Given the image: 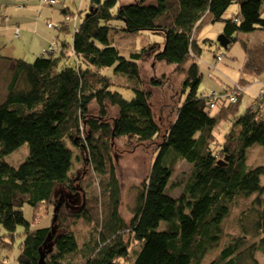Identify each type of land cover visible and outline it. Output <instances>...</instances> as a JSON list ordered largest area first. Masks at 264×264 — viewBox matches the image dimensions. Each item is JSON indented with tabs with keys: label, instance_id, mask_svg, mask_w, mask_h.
I'll use <instances>...</instances> for the list:
<instances>
[{
	"label": "trees",
	"instance_id": "16d2710c",
	"mask_svg": "<svg viewBox=\"0 0 264 264\" xmlns=\"http://www.w3.org/2000/svg\"><path fill=\"white\" fill-rule=\"evenodd\" d=\"M117 1L88 0L79 24L76 13L62 10L60 28L72 35L71 41L56 36L57 42L31 62L0 48V227L6 237L0 236V250H11L21 235L19 264H37L40 250L48 264H75L71 254L78 245L69 226L83 217L95 227L84 244L81 264H259L255 251H264V182L260 180L264 169H247L245 149L264 145V105L242 111L239 93L235 102L220 100L211 107V90L222 88L199 91L203 74L196 31L208 15L212 22L223 20L221 32L230 39L224 48L228 49L240 42L237 32L264 30V0H133L119 5L113 14ZM236 1L239 14L224 19V12ZM38 2L56 4V0ZM116 18L123 22L121 29L111 25ZM47 26L52 27L49 22ZM112 30L150 31L163 39L127 54L113 42ZM256 43L242 44L237 68L246 77L239 76L241 83L264 82V44ZM147 50L154 59L174 65L181 78L184 95L165 132L159 131L151 106L155 87L144 84L140 74L139 59ZM224 56L216 52L213 61L205 60L218 80L226 74L219 68ZM108 69L112 74L105 72ZM118 76L125 82H117ZM155 79L151 78L153 84ZM122 87L132 90L131 98L118 90ZM228 120L231 124L221 132ZM221 134V139L216 137ZM123 136L148 148L157 145L129 221L119 212L120 183L112 150L114 141ZM216 139L218 150L212 147ZM23 144H28L23 162L14 167L5 161ZM220 159L225 164H218ZM179 160L189 163L190 170L182 184L170 187L181 186L174 197L167 187ZM80 162L98 175L100 193H83L84 202L76 210L62 202L51 222L52 203L60 200L61 193H72V173ZM252 193L255 197L247 208L252 227L227 234L231 237L223 243L221 218L238 196ZM40 203L49 206L51 217L44 226L33 222ZM25 204L31 207V220L24 216ZM18 226L23 234L17 233ZM254 235L256 239L247 242ZM213 248L217 253L207 259Z\"/></svg>",
	"mask_w": 264,
	"mask_h": 264
},
{
	"label": "rangeland",
	"instance_id": "374dc122",
	"mask_svg": "<svg viewBox=\"0 0 264 264\" xmlns=\"http://www.w3.org/2000/svg\"><path fill=\"white\" fill-rule=\"evenodd\" d=\"M58 4L54 6H49L45 4H40L38 8L37 5L34 6L30 11H24V21L27 22L28 25L23 24V26H29L31 24L32 29L34 30H42L43 27H47L48 29L58 33L59 39H66L67 41H71L72 35L70 33H65L60 28V23L62 21V7L68 5L67 10L76 13L78 15V22L81 21L82 17L85 14V9L87 8L88 0H56ZM133 2V0H118L116 6L112 9V13H117V8L119 5L128 4ZM82 3L85 4L84 8L82 9ZM14 4H18L17 1ZM15 9V6L11 10ZM239 14V3L236 1L232 3L228 9L223 14V18L227 19L231 16H237ZM207 16V15H204ZM262 16H264V11H262ZM210 16L204 20L203 25H200L197 33V44L201 49L200 55V72L203 74V78L201 84L199 85V91H208L210 88L220 90L218 86L215 87L214 82L218 80L214 77L213 71L205 65V60L213 61V54L222 52L225 56L223 61L219 66L220 69L223 70L226 75L221 74L220 81L221 84H226V89L222 88L221 91L216 92L219 93H226L227 91L236 90L235 83L240 85L242 88L245 87L244 93H241V101L240 106L243 108L244 111L246 108L251 107V105L255 102V93L256 91H251L249 87L253 86L252 82L241 83L238 80H234L231 76L237 79V76H244L245 74H237L235 67H233L230 62L234 65L239 64L242 61L243 57V45L247 44L249 46H254L257 44V40H261L262 44H264V30L262 29H255L251 32H237L236 36L239 39V43L234 45H230L228 49H224L219 47L217 43V36L222 33L221 29L224 25L223 20L217 21H210ZM66 21V18L65 20ZM202 21V18L200 19ZM47 22H49L52 27L47 26ZM122 21L119 19H112L111 25L116 29H121ZM200 23V22H199ZM198 23V24H199ZM72 26V21L68 22V29L70 30ZM45 30V29H44ZM116 36H111L113 42L116 43L121 51L126 52L129 50H137L142 51L143 48L146 46L153 45L159 38L160 41L163 39V36L160 34H155L150 31H134V32H127L125 30H112ZM14 43H7V46L12 47L15 49L16 58H24L31 62L33 59L34 54L38 55L42 53V48L44 46H48V42H57L53 39L52 35L43 32L41 35L39 34H30L28 41L25 45H21L20 41L21 38H17L13 40ZM149 44V45H148ZM162 44V43H161ZM161 44L159 47H161ZM17 45H20L17 46ZM158 48L157 45H155ZM237 49V50H236ZM2 51H6V46H2ZM49 51H52L51 49ZM150 50L144 51L142 56L139 59L140 65V74L141 78L143 79L144 84L150 82L152 87H155L153 90V96L151 99V106L154 114V118L156 119L157 123L160 126V132H165L168 123L173 118V108H175L178 103L181 95L182 90L179 84L181 78L180 74L174 71V65L171 63L161 62L160 60L154 59L153 52H149ZM127 54L129 52H126ZM231 55L233 59H229L228 55ZM241 54L242 57L239 55ZM230 61V62H229ZM227 67V68H226ZM238 69V68H237ZM109 70V69H108ZM105 72L111 73L112 70ZM239 71V70H238ZM163 74L166 76L164 77ZM116 77V75H115ZM156 77V82L153 84L151 78ZM117 82H125V78L118 76L116 78ZM2 78L0 75V91L2 90ZM261 86V84H260ZM233 88V89H232ZM118 89V88H117ZM121 91L125 98H131L133 95L132 90L126 87H122L118 89ZM180 91V92H179ZM212 91V90H211ZM215 92V91H214ZM211 92V95L214 93ZM251 92V99L247 101L245 99L246 93ZM215 94V93H214ZM226 97H220L215 102L220 100H226ZM229 99V98H228ZM181 101V100H180ZM230 102H235L230 100ZM240 107V109H241ZM224 120V119H223ZM232 121L228 120L226 123L221 125V128H224L221 132H225L226 128L229 127ZM220 132V133H221ZM222 137L220 135H216V137ZM160 139V136L157 140ZM218 139L212 142V147L214 150H218ZM157 149V145L155 143L150 145V147H145L139 145L136 141L130 139L129 137L123 136L116 141H114V146L112 148L113 155H114V163L116 165V175L118 176V180L120 183V200H119V212L120 215L126 220L129 221V218L133 216L134 206L137 201L138 190L141 185V181L145 178V175L149 171V167L151 164V160L153 159L154 152ZM28 154V144H23L12 153L5 156V161H7L12 166L16 167L21 162L25 160ZM81 164V162H80ZM245 164L247 169H253L254 167L261 166L264 169V145L260 144H253L252 146L245 149ZM82 166V167H78ZM75 171L72 173V183L76 186L75 190L78 191L76 193L74 190L72 193L67 194L71 195V201L76 206V198L78 197L81 201L83 199L82 194L86 195L87 193H92L95 195H99L100 193V185H98L97 177L98 176L92 168L88 165H76ZM190 170V164L184 161L179 160L176 166V171L171 176L169 181V186L167 187V191L174 197H178L180 194L181 186L170 188L175 186L174 183H181L182 180L187 177V174ZM261 182H264V173L260 177ZM255 197V193L244 197L238 196L233 204L229 205V212L226 213L220 220L218 228L220 229L219 235H223L221 241H225L231 236H234L233 233L239 232L241 230L249 229L252 227V221L250 215L247 213V208L250 207V203ZM59 199V197L57 198ZM53 209V208H52ZM246 209V211H245ZM31 207L28 204L23 206L24 216L27 220H31ZM49 211V206L44 203H40V209L37 211V217L34 218L33 222L38 223L40 225H46L50 221L51 217H48L47 211ZM100 214V211H98ZM57 215V213H56ZM48 217V220H47ZM264 219V218H263ZM73 222L70 223V229L73 231L75 238L77 240L78 249L76 252L71 254V262L75 264H81L84 259L85 254V242L90 239V236L94 235L92 232V228L95 227L94 222H89L83 217H78L76 220H72ZM55 222V221H51ZM97 227V225H96ZM17 233L23 234V227L18 226L16 228ZM129 231H124V237H128ZM251 232V231H248ZM253 233V232H251ZM231 236H229V235ZM4 235V230L0 227V236L6 238ZM21 235L16 236L15 241L12 245L11 250H7L3 248L0 250V262H5L6 259L9 258V264H19L16 260V255L18 254L19 245L22 240ZM253 239H256V235L253 238L248 239L247 242H251ZM254 241V240H253ZM136 243V242H135ZM135 243H132V248H134ZM224 243V242H223ZM217 253L216 248H213L209 252V257L207 259L212 258ZM70 256V255H69ZM133 258V254L131 255ZM255 256L259 264H264V251L261 248H258L255 251ZM67 257V256H66ZM65 257V259H66ZM127 264H131L128 262Z\"/></svg>",
	"mask_w": 264,
	"mask_h": 264
},
{
	"label": "crops",
	"instance_id": "0c3cea01",
	"mask_svg": "<svg viewBox=\"0 0 264 264\" xmlns=\"http://www.w3.org/2000/svg\"><path fill=\"white\" fill-rule=\"evenodd\" d=\"M17 1L18 4H14V2ZM40 4L38 0H0V48L2 50V46H6V51L3 52L4 54L10 55V56H16L15 49L12 47L7 46V43L11 44L14 43V39L21 38L20 44L25 45L28 41V38L30 37V34H39L41 35L43 32H46L50 35H52L53 39L55 40L56 36H58V33L55 34L54 31L48 29L47 27H43L42 30H34L31 27V24L29 26H23V24L28 25L26 21H24L25 12L24 11H30L34 6L37 5V7H40ZM56 4L58 2L56 1ZM88 4V3H87ZM55 5V4H54ZM15 6V9L12 11V8ZM85 4L82 3V9L84 8ZM65 8H68V5L63 6L62 10H65ZM208 17V16H207ZM211 19V16H210ZM19 28L18 35H16V28ZM45 29V30H44ZM259 40H257L258 42ZM261 42V40H260ZM53 42H48V45H51ZM20 47V45H17ZM44 46L42 50L45 48ZM35 55V54H34ZM230 64L235 67L236 73L240 75L237 65H234L232 62ZM226 75V74H224ZM234 80H238L239 76H237V79L231 76ZM215 83V82H214ZM253 86L249 87L251 91H257L260 87V84L252 83ZM215 87L218 86V88H225L226 84H221L220 81H216L214 84ZM251 92L246 93L244 96L247 101L251 99ZM241 107V106H240ZM9 258L5 260V262H0V264H9Z\"/></svg>",
	"mask_w": 264,
	"mask_h": 264
},
{
	"label": "built area",
	"instance_id": "2783aa9c",
	"mask_svg": "<svg viewBox=\"0 0 264 264\" xmlns=\"http://www.w3.org/2000/svg\"><path fill=\"white\" fill-rule=\"evenodd\" d=\"M236 90L232 91H227L226 93H215L214 92L209 100L211 107L215 103L216 100H218L220 97H226L227 99L229 98L230 100L234 101L236 99V96L241 92L244 93L245 87H241L240 85L235 83ZM233 89V88H232ZM228 99V100H229ZM264 105V82L261 84L259 89L255 93V102L251 105V109H259L260 106Z\"/></svg>",
	"mask_w": 264,
	"mask_h": 264
},
{
	"label": "water",
	"instance_id": "95a60500",
	"mask_svg": "<svg viewBox=\"0 0 264 264\" xmlns=\"http://www.w3.org/2000/svg\"><path fill=\"white\" fill-rule=\"evenodd\" d=\"M217 41L220 44L221 47L223 48H227L229 43H230V39L224 34V33H220L217 36ZM224 159H227V156L224 157ZM218 164H225L224 160H219ZM56 213H57V207H55L53 209V215H52V221L56 220ZM52 230V229H51ZM40 255L37 261V264H48L45 260V253H43V251H39Z\"/></svg>",
	"mask_w": 264,
	"mask_h": 264
},
{
	"label": "bare ground",
	"instance_id": "6f19581e",
	"mask_svg": "<svg viewBox=\"0 0 264 264\" xmlns=\"http://www.w3.org/2000/svg\"><path fill=\"white\" fill-rule=\"evenodd\" d=\"M75 188H76V186H75ZM75 188H74V191L76 192V193H78V191L77 190H75ZM68 194V192H66L65 194H63V193H61V196H60V200H58V201H56V202H54V203H52V206H53V209L55 208V207H57V210L60 208V205L62 204V202L64 203V205L66 206V207H70V208H73L74 210H76V208L80 205V204H83V200H79V198L77 197L75 200H76V207L74 206L75 204L71 201V195H67ZM62 197H63V199H65V202L64 201H62ZM78 210V209H77ZM53 212V211H52ZM53 215V214H52Z\"/></svg>",
	"mask_w": 264,
	"mask_h": 264
}]
</instances>
